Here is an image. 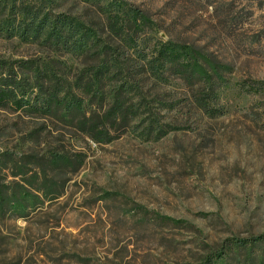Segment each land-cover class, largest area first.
<instances>
[{
  "label": "rangeland",
  "instance_id": "obj_1",
  "mask_svg": "<svg viewBox=\"0 0 264 264\" xmlns=\"http://www.w3.org/2000/svg\"><path fill=\"white\" fill-rule=\"evenodd\" d=\"M118 14L130 36L147 21L142 48L186 49L182 76L137 73ZM72 26L96 42L84 56L45 40ZM0 63L44 90L0 101V264H264V0H0ZM126 83L148 114L100 123L104 101L129 112ZM73 97L102 136L70 118Z\"/></svg>",
  "mask_w": 264,
  "mask_h": 264
},
{
  "label": "trees",
  "instance_id": "obj_2",
  "mask_svg": "<svg viewBox=\"0 0 264 264\" xmlns=\"http://www.w3.org/2000/svg\"><path fill=\"white\" fill-rule=\"evenodd\" d=\"M134 11L129 10L128 16H131ZM132 13V14H131ZM132 17V16H131ZM113 19V20H112ZM112 19L109 23V28L111 31V34L116 36V37H122L121 41L123 45L127 49H134L136 53V59L138 60L139 63H141L143 66L141 67V71H138L137 73H144L147 74L152 80L163 83L166 81V74L167 72L170 71V69H173V72L175 75L181 77L183 72L182 67L179 65V61L182 59V52L186 51V49H176L173 46H165L162 45L160 48L156 50V46H153V48L149 47L146 43V46L142 48L138 40L136 39L135 36L139 37L140 33L143 31V27L146 26L147 21L145 19H142L140 21V27L138 25L136 26L133 24L134 28L137 29L135 32V36H130L127 34L126 28V22L121 18V16L114 15L112 16ZM38 17L33 16L31 18V21H29V27L33 32L38 33L43 30V28L40 26V23L37 22ZM36 26V27H34ZM124 34V35H123ZM20 38L25 39L26 33L23 31L20 34ZM46 42L49 45H53L54 48L58 51H65L67 54L71 55H81L84 56L85 54L89 53L94 47L92 43L96 42H91L89 39H85V34H81L79 29L76 27L72 26L67 31L64 32H56L54 29L49 31V33L46 34ZM105 51H111L113 50L109 46L104 47ZM113 52L118 54V51ZM102 70L105 75L109 73V68L103 67ZM137 70V69H135ZM200 71V73H203L201 69L197 68V65L192 66V72L190 74V77H182V79L189 80V83H192L191 81L194 78V75L196 74L197 71ZM12 72V71H11ZM89 71L87 70L86 73ZM100 74V70L98 71ZM78 82H76L77 88L83 89L84 93H90L93 90L94 85H88V83H85L82 77H79ZM125 88V89H124ZM25 89H29L30 91L33 90H39V91H44L42 85H32L30 83H22L17 81L15 74L11 75L10 72H5L3 71V66L2 63H0V101L2 102H7V100L13 99L18 96L19 92H25ZM126 90V94L129 98V100H133V104L129 108V112L125 113L123 111L124 108V103L118 102V98L121 96L122 91ZM125 92V91H124ZM2 94V95H1ZM98 99V100H96ZM117 101H104L103 104L110 105L109 109L105 112L104 110H101V114H103V117L101 118L100 115L95 116V124H92V122L87 118L85 115L81 113V106L80 102L76 100L75 97L70 99L69 101L66 102V108L68 115L72 120L76 122V125L78 128L82 130H88L91 135L94 137H100L104 133L99 130V123L97 120L100 118V123L105 124V123H112L115 121V119H119V122H124L127 117H125L127 114L130 113V111L134 110V114L131 116L133 118H143L146 114H148V107L145 103V99L143 96H141V90L140 87L138 86H133V85H122L120 88V91L118 93ZM24 98H21L17 102L14 101V103L21 108V106L25 105L27 101H24ZM102 100L100 97L96 98V96L92 95V102L91 104L94 103V101H101L102 105ZM51 105L55 103L54 99H52L49 102ZM23 104V105H22ZM43 105H39L41 107ZM31 107V105H29ZM33 107V106H32ZM51 108V107H50ZM103 108V105H102ZM101 108V109H102ZM12 189L10 199L11 200H16L18 197H21L24 195V189L20 185H15V187L9 188V190Z\"/></svg>",
  "mask_w": 264,
  "mask_h": 264
}]
</instances>
